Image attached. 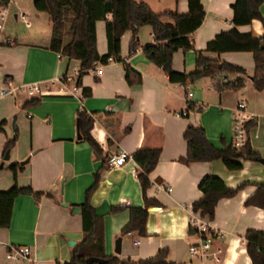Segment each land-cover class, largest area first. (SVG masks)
<instances>
[{
  "label": "crops",
  "instance_id": "1",
  "mask_svg": "<svg viewBox=\"0 0 264 264\" xmlns=\"http://www.w3.org/2000/svg\"><path fill=\"white\" fill-rule=\"evenodd\" d=\"M139 1L147 3L156 13L188 12L187 0ZM234 2L202 0L205 17L200 28L191 34L193 49H180L173 54L175 72L194 71L196 54L202 52L212 59L239 65L248 76L253 75L251 53L204 52L207 42L234 27ZM14 5L17 6L16 1ZM258 9L261 19L238 26L241 33L264 37V1ZM12 16L13 21H21L17 14ZM164 22L172 23L170 19ZM105 23V20L98 21L95 25L100 56H104L108 48ZM5 26L4 37L14 43L0 44V90L10 84L13 93L0 95V191L14 185L28 186L41 196L20 195L14 200L9 227H0V264H7L5 254L11 246L30 247L32 264L69 262L73 247L83 236L80 212L74 213L73 208L84 202L85 191L96 177L98 182L90 203L103 217L106 256L114 255L121 262L139 261L166 249L168 260L173 264H252L244 236L250 229L264 233V208L246 202L256 192L257 185L264 184V165L258 160L241 159V168L230 171L221 160L186 163L187 142L183 134L189 125L201 127L207 141L222 150L233 143L232 121L237 104L244 103L245 115L252 117L251 122L255 123L248 132V140L252 150L264 158V89L256 90L250 79L242 89L221 92L215 90L210 77L194 82L188 80L185 85L170 82L162 68L142 54V48L153 43L148 26L139 28L140 46L134 53L129 52L131 32L127 31L120 41L121 62H96L101 74L91 68L81 77V83L76 84L81 63L48 48L50 18L47 33H34L23 40L5 32ZM33 26L31 21V26L25 28ZM126 68L131 70V81L138 76L141 78L138 84L128 82ZM62 78L71 81L55 83ZM228 78L234 76L228 75ZM33 84L41 87V98L27 93V88ZM84 89L90 90V96L82 95ZM188 92L192 96L187 99ZM33 99L39 100V104L27 105ZM190 103L193 108L189 107ZM79 107L89 114L108 110L122 115L120 127L126 132L116 145L108 144L109 134L98 122L91 126L90 134L102 149L101 158L95 156L87 142L76 137ZM183 111L188 112L186 117L176 116ZM145 116L161 126L164 134L159 160L149 174L151 185L145 191L147 198L157 205L148 208L143 237L136 232L120 235L129 220L128 208L144 205L136 176L137 164L132 156L141 145ZM10 140L8 158L4 159L5 144ZM119 152L127 153L126 163L123 167H110L107 159ZM207 175L218 177L229 189L239 188V191L217 203L212 220L203 218L218 231L204 245L198 235L189 233L188 219L194 213L192 203L202 196L198 185ZM113 208L118 210L114 212ZM118 238L121 245L117 254L114 250ZM68 242L75 245L70 246ZM192 245H202L204 256L191 255ZM20 264L28 263L22 260Z\"/></svg>",
  "mask_w": 264,
  "mask_h": 264
},
{
  "label": "trees",
  "instance_id": "2",
  "mask_svg": "<svg viewBox=\"0 0 264 264\" xmlns=\"http://www.w3.org/2000/svg\"><path fill=\"white\" fill-rule=\"evenodd\" d=\"M6 1V0H2ZM264 0H235L232 5L233 19L232 29L222 31L212 40L207 42L204 52L219 55L225 52H247L254 58L253 75L248 76L244 68L233 65L219 59L207 57L202 52L196 54V66L194 71L187 74L177 73L172 68V56L178 50L193 49L191 34L200 28L205 17L202 0H187L188 12L180 14L177 11H164L163 13L152 12L144 2L135 0H34V9L46 13L51 22V38L48 48L57 52L62 57L78 60L80 72L76 84L81 83V77L91 69L96 62L103 64L121 62V36L129 31L131 39L129 52L134 53L140 46L138 43L139 28L148 26L151 28L153 43L142 48L144 57L162 68L170 82L185 85L187 81H197L204 77H210L214 81L217 92L242 89L247 79H250L253 87L260 91L264 89V37H255L250 33H241L237 27L249 25L254 19H261L259 6ZM110 16V19H108ZM165 19H170L171 24H166ZM106 21V45L107 53L100 56L96 46L95 25L98 21ZM69 34V38L65 33ZM126 78L130 84L139 83V76L135 81L129 78L131 70L126 68ZM228 75H233L229 79ZM82 95L90 96V90L84 89ZM39 100L33 99L27 105H37ZM193 108V104H189ZM76 128L81 135V140L87 142L93 149L97 158L102 157V149L92 138L90 131L92 124L98 122L109 134L108 144L116 145L124 136L125 130L120 127L122 115L119 112L85 111L83 107L76 110ZM245 124V142L240 147L233 144L222 150L214 147L207 141L205 131L201 127L189 125L183 134L187 142L186 163L221 160L230 171H238L241 168V159L251 161L259 160L260 156L251 148L248 140V132L255 123L247 121ZM143 134L139 149L132 158L137 164L136 176L144 196L142 207H129V220L121 230L120 235L136 232L139 237L146 234V218L148 208L156 206L153 199H148L146 190L150 187V172L156 167L158 157L164 145L162 127L152 123L148 117L142 120ZM12 145L10 140L5 144V151ZM108 160V159H107ZM108 163V161H107ZM15 171V166H11ZM96 177V176H95ZM98 182L95 178L92 186L85 191V200L78 204L80 210L82 239L74 246L70 261L62 264H87V258L97 257L105 260L102 264H173L169 262L167 250L161 249L152 258L139 261L128 259L121 262L114 255L104 254L103 242V217L91 206L90 199L92 190ZM198 189L202 196L191 205L193 211L202 218L212 220L217 203L227 197L234 196L238 191L229 189L224 181L218 177L207 175L203 178ZM34 195L40 197V193L34 192L30 187L12 186L7 191H0V227L8 228L12 217L14 200L20 195ZM248 205L264 208V184H258L256 192L247 200ZM113 208V211H117ZM189 229V233H194ZM247 246L252 264H264V233L260 230H247L245 233ZM56 264H61L57 262ZM99 264V263H94Z\"/></svg>",
  "mask_w": 264,
  "mask_h": 264
},
{
  "label": "built area",
  "instance_id": "3",
  "mask_svg": "<svg viewBox=\"0 0 264 264\" xmlns=\"http://www.w3.org/2000/svg\"><path fill=\"white\" fill-rule=\"evenodd\" d=\"M15 4V0H6L2 1L0 0V44L2 45H11L13 44V40L9 37H4V26L6 23V20L8 18L9 8ZM18 18L23 21L25 27L29 28L31 26V21L28 19V16L23 13L19 12L17 14ZM92 69L95 73L98 75L101 74V69L95 64ZM66 81H71L70 78H62L57 79L55 83H65ZM13 90L10 87V84H8L7 87L2 88L0 90V95L5 96L8 94H12ZM27 93L30 96H37L41 98L42 90L41 87L37 84L30 85L27 88ZM192 96V93L188 92L187 99ZM237 113L234 115L232 124H233V145L235 147H240L245 142V122L252 119V117H248L245 115V104L244 103H238L237 104ZM188 115L187 111L183 112H177L176 116L180 117H186ZM128 159V155L125 152H119L118 154L110 157L108 159V164L110 167H123ZM167 191H170V188H166ZM189 223V229H194L195 234L198 235V237L202 240V244H208L212 239L214 235L218 234V231L215 228H212L210 226V223H207L203 220L202 217H200L195 212L191 214L190 218L188 219ZM202 245H192L189 249V253L191 255H197L204 256V248H201ZM26 261L28 264H32L33 261L31 260V248L27 246H11L7 253L5 254V261H7V264H20L21 261ZM218 260V259H217Z\"/></svg>",
  "mask_w": 264,
  "mask_h": 264
},
{
  "label": "rangeland",
  "instance_id": "4",
  "mask_svg": "<svg viewBox=\"0 0 264 264\" xmlns=\"http://www.w3.org/2000/svg\"><path fill=\"white\" fill-rule=\"evenodd\" d=\"M16 5L14 4L9 8L8 19L6 21L5 32H11L14 36L16 35L20 40L23 38L34 34V33H47L49 16L43 12H37L34 9L33 2L34 0H15ZM137 2H141L136 0ZM144 2V1H142ZM145 3V2H144ZM147 4V3H146ZM24 12L28 15L29 20L32 21L34 26L31 29H26L24 24L21 21H13V14H18L19 12ZM67 39L69 38L68 32L65 33ZM5 156V155H4ZM1 166V164H0Z\"/></svg>",
  "mask_w": 264,
  "mask_h": 264
},
{
  "label": "water",
  "instance_id": "5",
  "mask_svg": "<svg viewBox=\"0 0 264 264\" xmlns=\"http://www.w3.org/2000/svg\"><path fill=\"white\" fill-rule=\"evenodd\" d=\"M76 137H77V139H80L81 138V135L79 133L78 128H77V136ZM7 158H8V151L6 152V154L4 156V159H7ZM258 161L262 165H264V158H260ZM73 211H74V213L80 212V210H79L78 207L73 208ZM115 242H116V246H115L114 252L118 254L120 252V245H121L120 239L118 238ZM68 244L70 246H74L75 245V243H73V242H68ZM104 262H105V260L100 259V258H97V257H89V258H87V264H94V263L102 264Z\"/></svg>",
  "mask_w": 264,
  "mask_h": 264
}]
</instances>
